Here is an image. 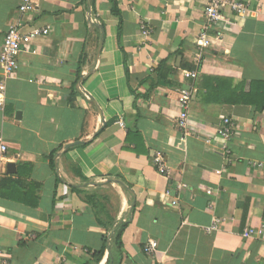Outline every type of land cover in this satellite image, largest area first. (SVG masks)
<instances>
[{"label": "crops", "instance_id": "1", "mask_svg": "<svg viewBox=\"0 0 264 264\" xmlns=\"http://www.w3.org/2000/svg\"><path fill=\"white\" fill-rule=\"evenodd\" d=\"M32 1L21 13V0H0V48L22 18L49 28L19 54L0 108L7 262L264 264V235H242L264 224V0H240L246 15L213 26L208 0H115L117 13L110 0ZM225 116L228 157L215 137Z\"/></svg>", "mask_w": 264, "mask_h": 264}, {"label": "built area", "instance_id": "2", "mask_svg": "<svg viewBox=\"0 0 264 264\" xmlns=\"http://www.w3.org/2000/svg\"><path fill=\"white\" fill-rule=\"evenodd\" d=\"M21 13H26L34 9L32 0H21L19 7ZM230 11L238 16H244L249 12L248 4L240 0H208L204 7V16L206 24L213 26L217 21L224 19V13ZM140 33L147 38L151 30L147 27L144 21H140L139 24ZM49 34L48 27L33 26L29 27L26 21L22 18L16 23L7 27L4 32L2 46L0 48V108L5 103V84L6 81L13 78L17 72L19 66L18 56L21 52L35 53L37 48L34 42L38 39L44 38ZM204 34L201 35L199 43H205ZM184 75L189 78H195L197 76L196 71L184 72ZM192 90L183 88L180 89L178 94V105L180 107V113L177 119V125L180 128L186 129L188 126V110L191 101ZM121 123V122H120ZM235 123L234 119L229 116L221 118L218 127L215 130V137H217L222 144V149L226 157L230 154V150L227 148V144L234 137ZM206 143L210 142V139H205ZM7 143L2 134H0V158H4L7 152ZM153 163L157 172L161 174H167L164 158L160 153H156L153 156ZM218 221V220H217ZM217 223L214 222L206 231H211L216 228ZM243 237L251 238L253 236L264 235V224L257 228H245L242 232ZM157 249V241L150 239L143 245V251L148 256H152ZM0 264H9L3 255L2 247L0 245Z\"/></svg>", "mask_w": 264, "mask_h": 264}, {"label": "trees", "instance_id": "3", "mask_svg": "<svg viewBox=\"0 0 264 264\" xmlns=\"http://www.w3.org/2000/svg\"><path fill=\"white\" fill-rule=\"evenodd\" d=\"M110 2L112 3V12L117 13L115 0H110ZM50 157L52 158L51 154H50ZM51 166H52V164H51ZM122 229H123V225L120 227V231ZM104 247L105 246L103 244L102 248L98 252L92 253V258L94 259V262H97L101 259Z\"/></svg>", "mask_w": 264, "mask_h": 264}, {"label": "water", "instance_id": "4", "mask_svg": "<svg viewBox=\"0 0 264 264\" xmlns=\"http://www.w3.org/2000/svg\"><path fill=\"white\" fill-rule=\"evenodd\" d=\"M7 167L13 169L14 168V164H7Z\"/></svg>", "mask_w": 264, "mask_h": 264}]
</instances>
